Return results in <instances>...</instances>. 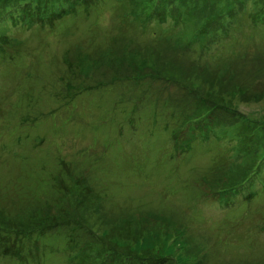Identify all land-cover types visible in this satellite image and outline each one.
<instances>
[{
    "label": "rangeland",
    "instance_id": "obj_1",
    "mask_svg": "<svg viewBox=\"0 0 264 264\" xmlns=\"http://www.w3.org/2000/svg\"><path fill=\"white\" fill-rule=\"evenodd\" d=\"M38 1L0 0V264H264V0Z\"/></svg>",
    "mask_w": 264,
    "mask_h": 264
},
{
    "label": "trees",
    "instance_id": "obj_2",
    "mask_svg": "<svg viewBox=\"0 0 264 264\" xmlns=\"http://www.w3.org/2000/svg\"><path fill=\"white\" fill-rule=\"evenodd\" d=\"M13 1V0H12ZM16 2L18 1V4H19V6L18 7H20V9H24L25 7H27L28 5H29V3L28 2H24L23 4H22V1H21V3H20V1L19 0H15ZM36 1H38V0H36ZM59 1H64L65 3H70L72 0H59ZM81 1V3H83V2H85L86 0H80ZM37 5L39 4V1L38 2H35ZM4 4L5 5H7V6H10L11 4H12V2H10V0L9 1H7V0H5V2H4ZM25 4V5H24ZM62 4V3H61ZM21 7H24V8H21ZM56 7H57V4H55V5H53L51 2L48 4V7L46 8V11H48V10H55L56 9ZM41 8H42V5H40V8H39V11H41ZM66 8H63L62 10H60V11H63V10H65ZM212 26V33H214L215 31H217L218 30V26L216 25V24H212L211 25ZM218 41L219 40H212V41H209V42H216V43H218ZM204 49V48H203ZM181 87H185L184 85H182L181 84ZM193 90V89H192ZM188 91L189 92H194V91H191V90H189L188 89ZM196 118V115H195V113H190V114H186V115H184L183 116V121H182V124L183 125H185V123H188L189 122V124L194 120ZM213 121H215V119L213 120ZM217 122V121H216ZM216 126H218V125H216ZM263 130L264 131V124H263V122H262V125H260V126H258L257 128H256V130L255 131H260V130ZM264 140V136H262L261 137V142ZM253 141H255L253 144L254 145H256L257 144V142H259L260 141V139H258V138H253ZM264 143V142H263ZM139 256V255H138ZM141 258V257H140ZM134 261H135V259H133ZM141 262H138V261H136L137 262V264H146V262H144L145 261V259L144 258H141ZM147 264H149V262L147 263Z\"/></svg>",
    "mask_w": 264,
    "mask_h": 264
}]
</instances>
